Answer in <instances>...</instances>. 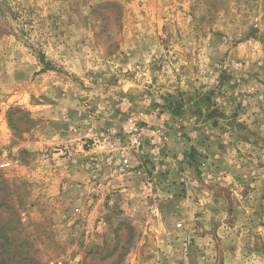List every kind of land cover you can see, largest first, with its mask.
Returning a JSON list of instances; mask_svg holds the SVG:
<instances>
[{
	"label": "rangeland",
	"instance_id": "1",
	"mask_svg": "<svg viewBox=\"0 0 264 264\" xmlns=\"http://www.w3.org/2000/svg\"><path fill=\"white\" fill-rule=\"evenodd\" d=\"M179 115L228 118L253 154L237 138L168 170L80 142L126 117L168 135ZM262 149L264 0H0V163L17 161L0 264H264Z\"/></svg>",
	"mask_w": 264,
	"mask_h": 264
},
{
	"label": "crops",
	"instance_id": "2",
	"mask_svg": "<svg viewBox=\"0 0 264 264\" xmlns=\"http://www.w3.org/2000/svg\"><path fill=\"white\" fill-rule=\"evenodd\" d=\"M112 114L113 113H110V115ZM220 117L222 116H219L218 118ZM191 118L192 120L195 119L194 117ZM221 119H223L224 121L218 124L217 130L215 129L216 127H212V129L214 128V130H212L207 129L205 126H202L201 129L197 128L196 130H193L194 123L186 120L184 115L176 116L175 120L167 121L173 127L171 128V130H168L169 133L165 138V152L163 153V151L161 150H152L149 145H144L142 154L138 157V159H136V164H142L143 161L150 160L155 165L156 163H158L157 161L159 159L163 158L165 162L163 164V167L168 170L173 169V166L184 167L185 171L191 170V167L185 163V160L187 159L189 153L194 150L201 153V157H203L202 160L205 163L202 162L203 165L200 166V168L202 169L204 167H207V164L210 161L218 162L225 158L227 154L221 150V146L228 147L230 146V143L234 145L233 140L237 138L240 143H242L243 147H250L251 149L248 152H251V154H253L252 151L254 150L255 145L252 141L253 135H228L221 128V125L226 126V123L224 122L229 119ZM110 126V123L108 122V120H106L105 127L108 128ZM203 128H206V130H204ZM182 132H187V135H181ZM104 141L105 137L103 135H83V137L80 138V142H82L83 144H88L87 146L92 147L89 149V151L97 150L101 147L103 148L102 144H104ZM261 151H264V149H262ZM100 155H98L99 158H103L106 154L100 153ZM90 159L92 158H89V161ZM89 161H86V165L90 163ZM148 164L149 163H147V165ZM93 170L90 169L91 172H94ZM185 183L186 187H193L194 184L198 186L202 184L199 179H185Z\"/></svg>",
	"mask_w": 264,
	"mask_h": 264
},
{
	"label": "built area",
	"instance_id": "3",
	"mask_svg": "<svg viewBox=\"0 0 264 264\" xmlns=\"http://www.w3.org/2000/svg\"><path fill=\"white\" fill-rule=\"evenodd\" d=\"M104 147L107 155L105 161L111 165L119 163L128 167L131 159H138L142 154L143 146L149 145L152 150H161L165 144L164 129H151L134 122L131 117L123 119L118 128H109L106 132ZM16 160H5L0 163L1 168H7L16 164Z\"/></svg>",
	"mask_w": 264,
	"mask_h": 264
},
{
	"label": "trees",
	"instance_id": "4",
	"mask_svg": "<svg viewBox=\"0 0 264 264\" xmlns=\"http://www.w3.org/2000/svg\"><path fill=\"white\" fill-rule=\"evenodd\" d=\"M41 55L39 54V57H40Z\"/></svg>",
	"mask_w": 264,
	"mask_h": 264
}]
</instances>
